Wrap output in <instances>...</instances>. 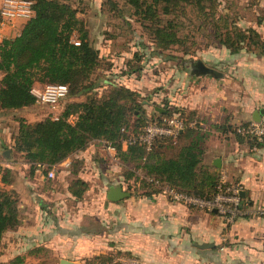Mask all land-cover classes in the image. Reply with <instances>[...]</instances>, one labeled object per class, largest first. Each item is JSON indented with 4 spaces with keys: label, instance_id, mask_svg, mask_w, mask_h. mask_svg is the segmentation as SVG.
<instances>
[{
    "label": "trees",
    "instance_id": "trees-1",
    "mask_svg": "<svg viewBox=\"0 0 264 264\" xmlns=\"http://www.w3.org/2000/svg\"><path fill=\"white\" fill-rule=\"evenodd\" d=\"M29 1L33 12L31 17L15 36L4 37L0 42V110H17L37 104L32 92L35 82L41 88L46 84L61 83L68 89L56 118L48 115L33 121L19 119L12 144L7 146L3 156L19 154L31 175L41 170L45 177L49 169L70 158L66 168L71 177L67 191L75 201H80L89 182L78 176L83 162L73 155L86 149L94 140L105 139L115 146L119 160L127 163L121 174L123 181L133 179L138 183L135 191L140 195L150 197L160 193L162 187L170 186L188 195L211 199L219 181V169L205 161L206 140L210 132L201 125L203 120L196 110L166 103L157 105L152 114L147 115L143 108L145 98L139 91L101 74L111 69L112 62L99 55L85 21L78 15L83 12V7H80L83 0H76L77 3L74 0ZM107 2L109 9L115 10L116 2ZM123 2L148 30L155 46L162 50L180 44L176 32L178 21L174 17L183 16L191 7L208 16L212 33L218 37L220 46L231 53L244 49L264 55V37L253 27L241 28L234 22L230 23L226 13L216 16V0ZM187 53L188 50L184 49L183 54ZM124 65L126 68L120 70L122 75L137 73L141 69V66L130 65L128 61ZM103 81L108 86L100 95L89 94L91 90L105 86ZM83 95L84 99L81 98ZM70 116H75L73 121H70ZM172 116L181 118L185 124L175 138L157 137L149 150L138 142L123 145L125 137L140 133L145 124L160 123L163 118ZM210 126L223 133H231L249 148H264V137L257 141L252 136L241 135L236 132L237 126L228 120ZM12 175L8 163H4L0 174L2 184H9ZM48 180L46 177L45 182ZM20 224L16 192L0 185V246L3 235L16 230ZM27 252L36 253L37 248ZM122 253H98L85 261L88 264H123L116 259ZM124 253L131 255L127 251ZM22 261V256L17 255L7 261L0 260V264H19Z\"/></svg>",
    "mask_w": 264,
    "mask_h": 264
},
{
    "label": "crops",
    "instance_id": "crops-1",
    "mask_svg": "<svg viewBox=\"0 0 264 264\" xmlns=\"http://www.w3.org/2000/svg\"><path fill=\"white\" fill-rule=\"evenodd\" d=\"M3 1L0 0V7ZM24 22L22 19L15 20L10 26H3L0 32L3 36L13 37ZM262 27L259 22L255 29L260 33ZM219 47L217 54L209 52L208 59L202 60L216 74L207 72L193 75L190 84L195 90L199 83L206 87L201 96L194 93L182 106L196 110L203 120L201 125L210 132L206 140L205 161L214 165L213 161L219 160L217 169L226 168L228 179L241 186L244 205L253 209L264 206V148H249L245 143L238 142L231 133H223L210 125L221 124L225 120L236 126L252 122L255 121V112L259 114L258 122H264V113H259L264 109V55L244 49L231 53L224 46ZM34 88L41 89L40 84L35 82ZM201 102L204 103L200 105ZM95 149L99 150V155H105L104 159H108L109 164L114 163L95 142L73 155L83 162L78 176L91 182V185L96 183L93 182V179L96 180L94 164L104 162L97 155L92 156ZM64 162L59 166H63ZM54 169L56 171V166ZM36 172L45 181L42 171L36 170L35 175L38 174ZM108 174V179L116 175L111 170ZM0 185L5 187L1 181ZM110 204L112 209L121 212V223L112 229L111 234L118 239L115 243L110 242L107 249L116 247L130 252L139 264H264V216L246 215L233 222H224L214 211L172 202L161 193L150 197L129 196L121 204ZM21 206L18 202L20 215L24 213L20 211ZM43 206L45 203L40 204V208L43 209ZM26 207L27 218L21 216L19 227L6 232L12 235L9 242L11 251H14V244L29 248L27 251L37 248L32 256L40 254V251L47 252L51 257L60 255L59 264L61 260L70 261L61 252L68 244L75 246L73 257H89L82 254L88 249L84 242L97 248L96 254L106 252L100 231H94L93 237L89 239L84 238L82 233L70 238L56 231L53 235H40V238L39 232L45 231L50 225L42 221L44 214L38 215L31 210V206ZM37 215L38 219H34ZM4 241L3 235L2 244ZM202 242L213 243L214 246L198 248L195 245ZM70 262L75 263L72 260Z\"/></svg>",
    "mask_w": 264,
    "mask_h": 264
},
{
    "label": "rangeland",
    "instance_id": "rangeland-1",
    "mask_svg": "<svg viewBox=\"0 0 264 264\" xmlns=\"http://www.w3.org/2000/svg\"><path fill=\"white\" fill-rule=\"evenodd\" d=\"M112 1L117 4L115 10L109 9L110 4L107 0H83L80 5L83 7V12L78 13L85 21L92 43L98 48L99 55L112 62L111 69L101 72V74L119 84L139 91L140 96L145 98L143 108L147 115L152 114V110L157 105L163 106L167 103L182 106L192 98L194 93L201 96L206 86L198 82V86L195 87L197 90L192 87L190 81L195 74L190 71V63L197 59L206 60L209 52L217 54V49L220 48L218 37L212 33L213 27L208 16L206 17L191 7H188L183 16H175L174 18L178 21L176 32L181 42L179 45H171L162 50L155 46L148 30L140 24L138 17L132 14L123 0ZM74 2L77 3L76 0ZM216 2V16H223L226 13L228 21L238 24L241 28H255L260 22L263 26L260 34L261 37H264V0H216ZM161 17L168 18L163 15ZM184 49L188 50L187 54H183ZM126 61L130 65L141 66L139 72L122 75L120 70L126 68L124 65ZM103 83L105 86L97 87L89 94L94 92L96 95H100L108 86L106 81ZM81 98L84 99L85 95ZM61 102L58 105V112L62 110ZM54 113L55 111H51L48 106L42 104H34L27 110H0V144H2L0 174L4 163H8L13 171L10 182L5 185V188L16 192L18 202L22 204L20 211L24 212L21 213V216L27 218L26 206H31V210H34V213L37 212L38 215L44 214L41 217L42 221L50 226L45 231L39 232V236L49 233L53 235L56 231L55 233H62L61 235H67L70 238L80 236L82 233L84 238L89 239L93 237L94 231H100L106 252L121 251L123 253L116 257L121 263L139 264L137 260L133 259L132 254H125L126 251L116 247L107 249L110 242L115 243L118 239L111 234V231L120 225L121 212L110 207L111 202L106 198V187L114 184L120 185L124 190L130 191V196H142L139 191H135L138 183H134L133 179L123 181L121 174L127 163L121 162L118 158L113 164H109V160L104 159L105 155H99V150L95 149L92 156L97 155V158L104 161L99 165L93 163L96 176V180L93 179V182L96 183L91 185L89 182L91 186L89 185L84 192L82 199L75 201L67 191L71 179L66 169L69 164L56 166L57 173L51 178L47 177L49 180L45 182L41 179L40 173L36 172L37 175H31L28 165L22 162L19 154L11 153L9 157L3 156L4 150L12 144L11 139L20 118L33 121L34 118L41 119L48 115L53 116ZM74 118L75 116L69 117L70 121H73ZM110 170L116 175H111L112 178L108 179L110 177L106 176H110L108 174ZM122 202L123 200H120L117 203L121 204ZM41 203L46 204L45 208H40ZM38 215L34 219H38ZM103 233H106L105 236ZM10 234V232L4 234L6 241L0 246L1 261H7L19 255L23 258L19 264H59L60 255L51 257L47 252L40 251V254L34 256L29 254L30 256H28L26 252L29 248L20 247L17 244H14V251H11L9 242L12 235ZM107 234L109 235L107 236ZM84 243L88 245V249L82 254H87L92 258L96 254L97 248L90 245L89 242ZM74 248L73 244H68L61 252L64 256L69 257L68 260L75 261L74 264H88L85 261L87 257H73Z\"/></svg>",
    "mask_w": 264,
    "mask_h": 264
},
{
    "label": "built area",
    "instance_id": "built-area-1",
    "mask_svg": "<svg viewBox=\"0 0 264 264\" xmlns=\"http://www.w3.org/2000/svg\"><path fill=\"white\" fill-rule=\"evenodd\" d=\"M33 14L31 2L29 0H4L0 7V29L3 25H12L13 21L27 20ZM6 37L0 32V42ZM75 43H78L73 39ZM66 84H46L41 89L33 88L32 92L36 96L35 102L48 106L51 111H55L53 118L59 114L58 105L67 93ZM184 121L176 116L163 118L162 122H150L144 125L138 134H131L123 139V145L134 142L141 143L149 150L157 137L175 138L177 133L184 128ZM236 132L241 135H249L261 141L264 137V122L252 121L247 124H239ZM94 142L103 149L112 161L118 160L115 146L105 139H97ZM65 161V162H64ZM64 165H68L70 160H64ZM56 173L54 166L48 170L47 176L51 178ZM226 168L219 170V181L216 185V192L211 199H203L188 195L174 187L164 186L160 193L165 195L170 201L192 206L206 211H214L224 222H233L239 217L246 215L264 216V206H257L253 209L247 208L241 198V186L228 179Z\"/></svg>",
    "mask_w": 264,
    "mask_h": 264
},
{
    "label": "water",
    "instance_id": "water-1",
    "mask_svg": "<svg viewBox=\"0 0 264 264\" xmlns=\"http://www.w3.org/2000/svg\"><path fill=\"white\" fill-rule=\"evenodd\" d=\"M190 70L194 74H200V73L203 74V73H207V72L212 73V74H216L213 70H211L210 68H207L203 64L202 60H200V59L190 63ZM259 113H264V109H261ZM253 118L256 122L259 121L260 118H259L258 112L254 113ZM213 163L216 167L220 166L219 160H217V159L214 160ZM241 195H242V193H241ZM129 196H130V191L124 190L122 188V186H120V185H111L108 187L107 192H106V198L111 202H117V201L122 200L126 197H129ZM214 212H215V210H214ZM195 245L198 248H205V247H213L214 246L213 243H205V242L196 243ZM70 263L71 262L67 261V260H61L60 261V264H70Z\"/></svg>",
    "mask_w": 264,
    "mask_h": 264
}]
</instances>
